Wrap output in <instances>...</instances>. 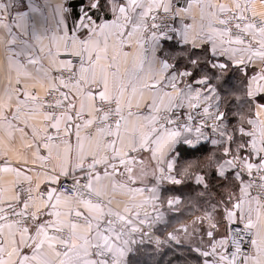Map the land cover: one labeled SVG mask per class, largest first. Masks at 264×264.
Segmentation results:
<instances>
[{"label":"snow or ice","instance_id":"obj_1","mask_svg":"<svg viewBox=\"0 0 264 264\" xmlns=\"http://www.w3.org/2000/svg\"><path fill=\"white\" fill-rule=\"evenodd\" d=\"M185 5L83 0L76 11L71 0L54 9L50 0H0V68L7 74L0 174L16 178L0 188V264H135L130 255L150 236L142 228L149 213L140 218L141 210L155 209L162 182L180 185L192 175V163L180 169L178 161L207 141L222 154L206 167L239 181L240 196L209 204L199 218L209 224L207 241L201 236L190 251L197 264H264V0ZM177 44L191 48L177 52ZM232 72L242 73L239 84ZM15 133L30 157L18 150L9 157ZM145 151L155 161L156 183L130 187L133 165L143 163L134 154ZM125 174L127 182L114 179ZM207 176H195L205 191ZM117 191L130 194L122 210L113 207ZM179 202L167 200L169 208ZM162 219L157 212L154 220ZM225 220L227 235L218 240ZM176 232L152 241L157 251L181 245ZM249 246L253 251L244 250Z\"/></svg>","mask_w":264,"mask_h":264},{"label":"crops","instance_id":"obj_2","mask_svg":"<svg viewBox=\"0 0 264 264\" xmlns=\"http://www.w3.org/2000/svg\"><path fill=\"white\" fill-rule=\"evenodd\" d=\"M73 1V0H71ZM79 2L78 3H71L73 6H74V9L76 11L79 10V8L82 6V3H83V0H78ZM44 0H37V3L39 4H43ZM58 2V0H50V3L52 4L53 6V9L55 7V4ZM59 2L61 3H66V0H59ZM173 2L175 3V0H173ZM214 3H229L230 0H213ZM179 6H186L185 5V0H179ZM193 13L197 16V19H199V10L194 8L193 9ZM53 16L55 15L54 11H53ZM109 18H111L109 16ZM179 18H177V27H180V24L178 22ZM191 19L190 18H186L185 19V23H191ZM52 26L53 28H55V20L52 21ZM47 43V42H46ZM178 46H184L182 44H177ZM185 47H188V48H191V45H188V46H185ZM210 47V45H209ZM130 49L125 46V51H129ZM63 54V52L61 53V55ZM64 57L60 56L58 57V59H63ZM23 59V58H22ZM221 59H226L225 58H221ZM0 63H5L6 64V61H5V56H4V51H3V48L0 47ZM42 63L47 66V60H43ZM257 65L259 64V61L256 62ZM29 68L31 69V66H29ZM55 72V69H53V73ZM52 73V74H53ZM242 74V73H241ZM251 74V73H249ZM12 77H13V82L15 81V71L12 72ZM7 83V74H6V70L4 68H0V86H2L3 84H6ZM41 94H43L41 92ZM133 111H137V109L134 107L133 108ZM139 111L141 112V114H144L145 113V109L142 107L141 109H139ZM23 126V125H21ZM250 130V129H249ZM15 136V139L11 142V145L10 147L13 149V151H10L9 152V157L11 159H15V151H20V152H23L25 153L26 155H28L29 157L31 156V153L30 152H26L25 149H23L22 147V142H21V139H20V133H15L14 134ZM0 137L4 138L5 140L7 139L6 137V134L5 132L0 129ZM212 138H215L212 137ZM74 142V141H73ZM210 142V141H209ZM136 155L137 157V160L138 161H143V163H135L133 165V168H134V175L137 177V180H136V183L135 184H129L130 187H141L143 186V184H147L149 187L153 186V184L156 183V178L153 176V170L155 168V161L151 160V153L148 152V151H145V152H140V153H137V154H134ZM253 159H255V157H253ZM184 161L185 160H179L178 161V164H177V167L178 168H181L184 166ZM50 163V162H48ZM120 171H123V168L121 167ZM29 175H34V173H27ZM146 174V175H145ZM158 175V173H157ZM15 176L14 175H11V174H0V188H7L9 187V185L15 181ZM114 179L117 181V182H127V175L125 174V176H115ZM167 185H173L171 184L170 182H162L158 188V195L160 197V200L156 202V207L155 209L150 205V204H145L144 207H146L148 209V213H149V216L150 215H155L157 214V212H159L160 214H162V217L163 219L160 220L157 224H156V227H155V233L158 235V236H161V237H166L168 236L169 233H173V232H176L177 229H181L183 227H187V229L190 227L189 225L192 226V228L190 229V232H187L184 233L182 231L180 232H176V235L178 236V238L180 239L181 241V245H175L173 243V245L175 246H178V247H186V248H191V247H195L197 245H199L198 243L201 241V236H203V234L200 232V230H202L201 228H196L198 229V231H195L194 230V227L193 225L195 224L194 222L195 221H199V217L201 216V214H194L192 215L191 217H189L187 220H179V221H176L172 224H170L169 226H164L165 225V220H166V214L169 212V213H177L178 210H179V207L182 203V200H181V197L179 195H169V196H163L162 195V191H163V187L167 186ZM34 187V185H33ZM41 188L43 189L44 188V185L42 184L41 185ZM6 195H11V193H6ZM114 196V199H113V207H119L121 210L123 209V207L125 206V204L129 203L130 202V194H127V193H122L120 191H117L116 193H113L112 194ZM145 196L149 195L148 193H145L144 194ZM239 196H240V191H239ZM169 198H178L179 199V204H177L175 207L173 208H169L168 204H167V200ZM143 199V197L141 196H137L136 197V201L135 202H140L141 200ZM140 218H144L143 215H140ZM44 219H52L51 217H44ZM224 224H226L228 226V222L225 220L224 221ZM164 228V229H163ZM32 226H30V231H32ZM194 230V231H193ZM51 234V232H50ZM184 237H187V238H191L189 240V242L187 241H184ZM195 240H196V244H191V243H195ZM137 241H139L137 239ZM253 251V249H252ZM196 253H195V258H196Z\"/></svg>","mask_w":264,"mask_h":264},{"label":"trees","instance_id":"obj_3","mask_svg":"<svg viewBox=\"0 0 264 264\" xmlns=\"http://www.w3.org/2000/svg\"><path fill=\"white\" fill-rule=\"evenodd\" d=\"M78 2H79L78 0L71 1V3H78ZM170 43H174V42H170ZM183 47L185 46L177 45L176 50H179L180 48ZM195 51H199V49H196ZM241 78L242 75L239 74V72L229 73V79L233 83L239 84ZM233 124H235V120H233ZM216 150H217L216 145H212L209 141H207L204 142V148H202L199 152L195 153L194 155L185 152L183 157L180 159V160H185L184 166L181 167L180 169L187 167L189 162L192 163V167L189 169V172L192 173V175L185 177L184 182L180 185L173 184L163 187V191H162L163 196H169L171 194L179 195L182 200V205L181 207H179L177 213L168 212L166 214V220L164 225L165 227L169 226L170 224L176 221L184 220L186 219V217L195 214L196 210L202 207L201 203L207 200L213 201L210 199L211 196H214L213 194L223 195V197L226 198L227 193L225 191V187L227 186V184L230 185L232 188H234V184H236L237 181L236 182L233 181L232 177H229V179L226 181L224 178H220L217 175H215L214 170L208 169L206 167L207 163L205 161L207 157L212 156L213 154H210V152ZM197 169H201V171H197ZM204 172H208V176L205 179L206 183L209 186L207 191H205L204 185H197L196 181L194 180V177L197 174L203 175ZM146 248H149L148 244L145 243H143L142 245L138 244L136 246L135 253L131 254L129 258L135 261V264H162L163 259L168 256L169 259H172L173 261L176 259H181L179 258V255L176 253V251L173 252V248H175L176 250L177 248L184 249V247H175L174 245H172V247L166 246L163 248L162 251H156V255H159L158 256L159 259H157V261H152V256L155 253L152 252L147 253V251H145Z\"/></svg>","mask_w":264,"mask_h":264},{"label":"rangeland","instance_id":"obj_4","mask_svg":"<svg viewBox=\"0 0 264 264\" xmlns=\"http://www.w3.org/2000/svg\"><path fill=\"white\" fill-rule=\"evenodd\" d=\"M177 52H179V50H177ZM239 74H241V73L239 72ZM215 138H218V137H215ZM216 147H217V150L216 151H211L210 154H217L219 156V155L222 154V148L219 145H216ZM208 158L209 157H207V159L205 161L206 163H207ZM205 162H203V163H205ZM199 175H201V174H199ZM194 180H195V177H194ZM205 182H206V180H205ZM236 184L238 185L239 184V181H237ZM225 191L227 193L226 198H224L225 200H227L229 196H232L233 198L239 196V188L238 187L232 188L230 185L227 184V186L225 187ZM213 195L214 196H211L210 197V199L213 200V201L207 200V201L201 203V206L202 207L199 208L198 210H196L195 214H201V216L199 218H202V217L205 216V210L206 209H209V204L210 203H215L217 200L220 199V196L221 195H215V194H213ZM179 205L181 207L182 203L179 204ZM219 210L220 211H223V205L220 206V209ZM189 217H191V216L186 217V219H184V220H187ZM217 220H219V217H215L214 220H213V222H216ZM189 226L190 227L188 228V232H190V229L192 228L191 225H189ZM228 226L226 224H224V223L221 224V225H218V230H217V239L218 240L226 236ZM193 227H194V230L195 231H198V229H196V228H201L202 230H200V232L204 236V232L209 227V224L205 220L204 223H203V225H201L200 220H199L198 222L195 221V224L193 225ZM166 238H167V236L165 237V239ZM190 239L191 238L184 237V241L189 242ZM204 240H205V242L207 241V237L206 236H204ZM200 243H201V241L198 244L200 245ZM191 244H196V240H195V243H191ZM166 246H168V244H162L161 245V248H160V251H162L163 248L166 247ZM150 247H151V249H150ZM175 247H178V246H175ZM145 251H147V253H150V252L155 253L154 255L152 254L153 255L152 256V261H157V259H159V257H158L159 255H156L157 248H155L154 246L149 245V248H146ZM176 253L179 255V258H181V259L174 260V262H176V264H197V261H196V259L193 256V255H195V253L194 252H191L190 251V248H186V247L184 249L177 248ZM168 260H169V256L168 257H165L163 259L162 264H167V261Z\"/></svg>","mask_w":264,"mask_h":264},{"label":"built area","instance_id":"obj_5","mask_svg":"<svg viewBox=\"0 0 264 264\" xmlns=\"http://www.w3.org/2000/svg\"><path fill=\"white\" fill-rule=\"evenodd\" d=\"M175 26L177 27V23L175 24ZM62 57H64L63 56V54L61 55ZM57 73H56V71L53 73V75H56ZM187 109L185 108V109H181L180 111L181 112H184V111H186ZM184 117H182V119H183ZM197 119H199V118H197ZM209 123H211V121H209ZM23 186L24 187H28V184L26 183V182H24V184H23ZM252 192H253V194L255 193V189H252ZM148 212V209L146 208V207H144L142 210H141V215H143L144 216V212ZM154 218H155V215H150L149 216V220L147 221V223H146V225H144V226H142V228H143V230L144 231H146V232H149L150 233V236H145L144 237V243H146V244H149V245H152V246H154L155 248H156V245H155V243L154 242H152V241H155V239H157V238H159L160 240H165V237L163 236V237H161V236H158L156 233H155V226H156V224L158 223V222H156L155 220H154ZM229 227V226H228ZM241 227H243V225H241ZM51 232V231H50ZM227 235V234H226ZM134 238L137 240H140V234L139 233H137V234H135V236H134ZM228 239H229V245H228V247H229V249H231V237H228ZM246 240H247V238H246ZM245 251H248V252H251L252 251V248H251V246H249V247H247L246 249H244Z\"/></svg>","mask_w":264,"mask_h":264}]
</instances>
